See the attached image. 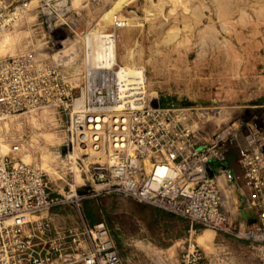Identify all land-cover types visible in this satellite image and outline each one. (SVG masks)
<instances>
[{
    "label": "built area",
    "instance_id": "built-area-1",
    "mask_svg": "<svg viewBox=\"0 0 264 264\" xmlns=\"http://www.w3.org/2000/svg\"><path fill=\"white\" fill-rule=\"evenodd\" d=\"M28 0H0V34L26 11ZM48 10V32L67 9L37 0ZM69 57L62 49L0 57V120L52 108L67 114V136L58 153L60 173L73 179L55 194L40 168L0 156V264H122L105 222H89L83 203L109 192L131 197L189 222L180 264H205L197 241L203 228L264 246V137L243 117L245 107L214 102H168L158 94L121 104L113 68ZM249 128L237 142L243 128ZM236 141V167L227 163ZM89 153L81 154V144ZM18 147L15 146L14 149ZM63 148L66 151L63 152ZM83 185L75 187V177ZM57 207L74 212L72 223L53 219ZM252 210L250 220L238 212Z\"/></svg>",
    "mask_w": 264,
    "mask_h": 264
},
{
    "label": "rangeland",
    "instance_id": "rangeland-1",
    "mask_svg": "<svg viewBox=\"0 0 264 264\" xmlns=\"http://www.w3.org/2000/svg\"><path fill=\"white\" fill-rule=\"evenodd\" d=\"M256 1L70 0L66 5L65 2L58 3V8L69 12L58 16L57 21L65 20L67 24H59L50 33L48 25L53 15L48 10L43 14L37 0H28L26 11L9 30L0 34V57L32 50L42 56L60 48L66 58H84L86 61L88 45L95 64L106 58L107 66L114 70L119 65L142 68L147 94L157 93L162 105L168 102L202 105L217 102L229 109L245 107L243 117L264 137V110L246 106L248 100L261 96L255 94L257 88L253 81L258 79L260 69L264 67L262 34L256 33L252 41H242L236 32L226 31L224 27L228 14L238 15V10L254 7ZM262 21L255 20L259 24ZM212 40H230L236 47L233 51L236 57L244 56L250 60L247 70L242 63L237 66L240 74L229 76L227 82L226 65L222 62L224 53L229 51L227 47L214 50L219 59L215 56L212 59L209 53L197 54L198 50L206 52V44ZM243 71L245 75L248 72L252 75L251 80L243 79ZM66 122L67 114L54 112L52 108L1 119L0 156L8 155L40 168L46 173L49 185L53 184L54 172L61 167L58 153L67 136ZM248 129L244 127L240 131L237 142H242ZM235 143L229 147L227 158L230 161L237 154ZM15 146L18 148L13 149ZM78 151L89 153L85 143ZM67 177L62 185L64 192L69 183L73 184V178ZM75 180V187L83 185L79 173ZM205 229L209 228H203L200 233ZM203 233L207 234V231Z\"/></svg>",
    "mask_w": 264,
    "mask_h": 264
},
{
    "label": "crops",
    "instance_id": "crops-1",
    "mask_svg": "<svg viewBox=\"0 0 264 264\" xmlns=\"http://www.w3.org/2000/svg\"><path fill=\"white\" fill-rule=\"evenodd\" d=\"M253 6L243 7L238 10V15L228 14L224 22L226 31L236 32L237 37L242 41H252L256 33L262 34L260 38L264 41V0L256 1ZM255 20L263 21L259 24ZM209 29L210 27L207 31ZM232 44L230 40L216 42L212 40L206 44L208 45L206 52L204 50L197 52L198 55L209 53L212 59L214 56L219 59L218 55H214V50L218 47H227L230 52H225L222 57V62L226 65L227 82L230 81V77L240 74L237 66L243 63L246 71V66L250 63V60L245 59L244 56L236 57L233 52L236 47ZM262 59L264 66V57ZM242 75L246 82L251 80L252 75L249 72L245 75L243 71ZM253 83L257 88L255 94L261 96L255 100H248L246 106L264 110V67L260 69L258 79ZM227 163L230 167H236V157L231 161L228 160ZM67 176L66 173H60L58 170L54 172L51 179L53 184L49 186L55 194L64 193L62 185ZM83 214L89 222H105L122 264H180V246L189 228L186 218L114 192L86 200L83 203ZM52 216L56 222L68 224L73 222L75 215L69 207H57L53 210ZM252 216V210L249 208H244L237 214L240 221L250 220ZM204 231H207V234H204ZM204 231L198 235L197 241L205 253V264H264V246L218 233L212 229ZM202 236L205 238L200 241Z\"/></svg>",
    "mask_w": 264,
    "mask_h": 264
},
{
    "label": "bare ground",
    "instance_id": "bare-ground-1",
    "mask_svg": "<svg viewBox=\"0 0 264 264\" xmlns=\"http://www.w3.org/2000/svg\"><path fill=\"white\" fill-rule=\"evenodd\" d=\"M107 37L109 38L110 36L107 35ZM87 49L88 51H90V47L88 45H87ZM91 55H92L91 52H88L89 62L92 63L94 61H93V58H91ZM102 62H104L105 64L104 67L109 68V69L113 68V67L107 66L108 61L106 60V58H104ZM131 63L132 62H130V64ZM99 64H101V62H99ZM141 69L142 68L131 67L128 65H119V67L116 70L113 69L112 72L106 73L105 77L108 78V81L116 85V87L118 88V93H119V97L121 101L120 103L122 105L127 104V103L128 104L140 103L142 99L145 96H147V90L144 87V82L142 79L143 75H142ZM0 152H1V149H0ZM201 240L203 241V237L200 238V241Z\"/></svg>",
    "mask_w": 264,
    "mask_h": 264
},
{
    "label": "water",
    "instance_id": "water-1",
    "mask_svg": "<svg viewBox=\"0 0 264 264\" xmlns=\"http://www.w3.org/2000/svg\"><path fill=\"white\" fill-rule=\"evenodd\" d=\"M63 152H65L66 151V148H63V150H62Z\"/></svg>",
    "mask_w": 264,
    "mask_h": 264
}]
</instances>
